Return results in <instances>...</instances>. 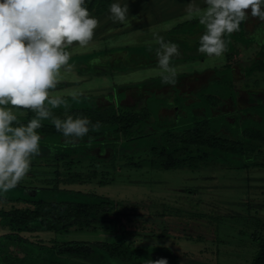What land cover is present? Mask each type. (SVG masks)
<instances>
[{"label": "rangeland", "instance_id": "rangeland-1", "mask_svg": "<svg viewBox=\"0 0 264 264\" xmlns=\"http://www.w3.org/2000/svg\"><path fill=\"white\" fill-rule=\"evenodd\" d=\"M142 20L138 17L114 23L109 19L98 26L89 44L82 47L70 46L71 67L61 69L54 93L68 99L69 111L116 110L140 113L147 107L149 98L155 96L167 100L171 106L159 112L157 124L163 128L175 127L181 118L188 116V111L185 108L179 109L173 100L180 98L184 107L195 105L200 101L199 94L207 86L223 81L225 74L221 71L231 64L235 97L223 100L221 106L212 110L213 115L232 112L238 113L242 119L251 115L256 121L262 120L261 117L247 112V109L250 107L252 93L254 99L264 101V73L256 72L251 77L245 74L259 61L258 54L262 45L255 43L253 47L242 46L232 41L235 50L230 58L223 54L220 57L199 60L206 57L197 51L203 26L195 24L196 27L193 25L186 28L193 36V43L190 41L193 47L188 45L190 43H183L180 53L183 57L191 58V61L185 58V61H179L181 66L175 65L178 82L173 87L161 83L155 46H146L148 41L155 39L157 32L154 28H151L147 36L142 34L144 30L127 31L132 26V21H138L139 24ZM259 23L257 19L250 18L246 26L249 30L246 31V38L250 37V32ZM185 31L183 30V37L186 35ZM194 31L197 33L193 34ZM219 72L222 74H218ZM122 93H128V96L120 99ZM30 112H18L21 121L26 122ZM60 112H64V109L55 110L57 115ZM193 113L196 122L203 120V109H193ZM228 118L232 122L235 117ZM154 122L153 118L147 120L148 125L143 128L139 122L130 132L131 138L128 142L115 128L91 132L88 137L71 144L62 139L59 146L44 144V136L41 134V152L33 157L30 171L14 189L3 196L8 195L15 199L34 198L39 194L36 188L44 187L59 191L55 195L47 196L54 201H79L76 193L109 197L118 206L119 219L128 216V222L138 228L134 229L138 235H155L160 229L161 234L166 231L164 235L169 240L163 245L172 247L173 252L182 251L177 256L179 259H174L169 257L173 253L170 248L162 249L161 258H166L169 264H250L259 249L256 238L264 237V229L261 227L264 222V132L254 129L252 132L255 140H242L245 150L243 155H222L216 151L193 149L191 154H211L210 159L214 164L209 163L210 170L168 172L131 169L127 166L128 163L151 157L152 150L171 151L173 148L171 139L168 140L170 145H167L165 135L162 136L149 126ZM217 137L229 141L234 139L226 130L221 131ZM70 180H76L77 183L70 184ZM190 191L208 194L211 200L198 194L192 199ZM204 191H211V194ZM182 192L187 193V199ZM39 196L46 197L44 194ZM22 204L24 205L0 200V211L23 209L27 206ZM192 206L213 218L205 219L207 215L191 216L185 210H190ZM132 207L137 209L135 215L143 217L131 216L133 210H128ZM158 208L161 213L165 209L171 217L170 220L161 219L160 227V219L155 218L157 215H147L155 212L158 214ZM175 216L180 217L179 223ZM7 233L9 231L0 228V237ZM44 234L33 232L24 233L22 236L34 243L48 246L68 241H93L98 238L96 234L90 235L91 233L78 230ZM187 235L193 236V239H187ZM181 236L186 239L181 238L179 242H174ZM200 239L201 242L206 239L213 245L208 246L205 253L201 251L203 246L197 243ZM221 241L224 248L233 250L220 251L216 245ZM195 247L198 251L193 252ZM104 257L106 256L95 253L92 259L68 255L58 256V259L63 264H143L144 259L151 258L149 253L139 260L129 262H116ZM151 259L158 258L152 256ZM102 260L105 261L101 263Z\"/></svg>", "mask_w": 264, "mask_h": 264}, {"label": "clouds", "instance_id": "clouds-1", "mask_svg": "<svg viewBox=\"0 0 264 264\" xmlns=\"http://www.w3.org/2000/svg\"><path fill=\"white\" fill-rule=\"evenodd\" d=\"M184 10L203 26L197 51L209 58L222 56L230 35L250 18L261 22L252 39L264 45V0H186ZM108 14L112 22H124L129 0H112ZM99 23L87 0H0V196L30 171L33 157L41 152L39 130L45 121L69 144L100 130L99 121L71 113L68 99L54 94L61 69L71 67L70 46L89 44ZM155 39L160 81L174 87L178 74L172 61L181 54L179 45L163 36ZM58 108L63 115L55 113ZM23 110L33 113L26 122L18 115ZM143 264L169 262L149 258Z\"/></svg>", "mask_w": 264, "mask_h": 264}, {"label": "trees", "instance_id": "trees-1", "mask_svg": "<svg viewBox=\"0 0 264 264\" xmlns=\"http://www.w3.org/2000/svg\"><path fill=\"white\" fill-rule=\"evenodd\" d=\"M111 2L112 0H87V7L92 15L100 17L108 12ZM195 24H199L198 20H191L180 24L175 30L176 32H180L179 30H184L183 28L185 27L190 28ZM245 26L244 23L240 32L230 35L229 49L224 53L227 58H230V55L235 50L232 41L241 45H249L253 42L252 38H246ZM260 48L259 54L257 53L259 61L247 70L245 73L247 77H251L256 72L264 73V45ZM199 60H204V57ZM221 72L225 74L223 81L207 86L199 94L200 101L195 105L184 107L181 104L182 100L180 98L173 100L179 109L185 108L188 111V116L181 118L175 127L163 128L157 124L156 120L159 112L171 106L167 100L159 99L155 96L149 98L147 107L140 113L118 112L116 110H71L70 112L86 115L93 123L99 121L101 124L100 130L115 128L117 133L122 135L126 142L130 140V132L139 122H141V128H143L148 125L146 123L147 120L151 118L155 119V122L149 126L156 129L157 133L162 136L165 135L164 138L167 145H170L168 140L171 139L173 148L171 151L167 149H154L152 150L151 157L128 163L127 166L131 169L168 172L186 170L201 172L210 170L209 163L214 164L210 159L211 154H191L193 149L216 151L222 155H243L245 150L241 144L242 140H255L256 137L252 132L254 129L264 132V101L254 99L252 95L254 93L251 94L250 107L247 109V112L261 117V121H256L251 115L242 119L238 113L232 112L219 116L213 115L212 110L221 106L223 100L235 97V91L232 89V82L234 81L231 64H228ZM221 72L218 74L221 75ZM128 93H122L119 98H125V96H128ZM193 109H203L204 118L202 121L196 122ZM62 114L63 112H60L59 115ZM32 115L33 113L30 112L28 118L30 119ZM230 116L235 117L232 122L229 121L228 117ZM223 130L229 131L233 135V141L217 137ZM39 131L44 136V144L48 146H59L62 139H65L62 133L58 132L52 124H48L47 122L44 123ZM170 154H174V156L172 157ZM68 183L75 184L77 182L76 180H70ZM36 190L39 194H44L46 197L40 198L39 194L34 198L23 197L17 199L10 198L8 195L0 196V200L5 203L21 205L25 203L27 205L23 209L15 208L8 211H0V228L9 231V233L0 237V264H63L59 262L58 256L68 255L92 259L95 253H102V255L116 262L136 261L142 257L143 253L141 250H132L124 243L68 241L48 246L25 239L22 234L33 232L69 233L72 230L114 231L120 228L118 226L122 222L117 213L118 206L109 197L76 193L80 198L79 201L62 202L54 201L51 197H47L55 195L59 191L44 187L42 189L36 188ZM132 209L134 212L136 211V208L133 207L130 211ZM193 215L195 217H202L207 214L199 211ZM208 217L210 215H207L205 219ZM261 227L264 229V222L261 224ZM256 241H258L259 249L250 264H264V237H258ZM178 255L171 253L169 257L179 259Z\"/></svg>", "mask_w": 264, "mask_h": 264}, {"label": "crops", "instance_id": "crops-1", "mask_svg": "<svg viewBox=\"0 0 264 264\" xmlns=\"http://www.w3.org/2000/svg\"><path fill=\"white\" fill-rule=\"evenodd\" d=\"M186 6V0H129V16L127 19L131 20L134 18L140 17L143 20L141 22L138 21H132V26L129 27V29H127V31H135V30H144V32L142 33L144 36H147L149 34V31L151 30V28L153 27L154 30L157 32L156 36H163V38L165 39V41H173L176 42L179 45V49L180 47L183 45V43H190L188 44L189 46L193 47L191 44V42L193 43V40H191L192 34L189 30L185 28H183L185 31L184 33V37H183V30H179L180 32H176L175 28L177 26H179L180 24H183L185 22H189L191 20H195L198 19L196 16H192L189 17L188 15H186L185 10H183V8ZM142 7V9H141ZM100 21L98 26H101L103 24H105L106 21L109 20V14L108 12L100 17H97ZM126 19V20H127ZM250 19L248 21L245 22V25L247 26L249 23ZM134 23L136 25H134ZM138 25V26H137ZM198 25V24H196ZM195 25V27H196ZM260 25V23L258 25H256L254 27V29L250 32V37L252 38V33H254L256 31V29L258 28V26ZM245 26L246 31L249 32V30L247 29V27ZM123 32H125V30H123ZM197 33V31H194L193 34ZM235 34V33H233ZM191 41V42H190ZM256 43V41L253 39V42H251L249 45L251 47H253V45ZM147 44V45H146ZM145 45L146 46H150V47H154L156 48L157 42L156 39L152 40V41H148ZM241 45V44H240ZM242 46H246L243 45ZM251 47L247 46V48L252 49ZM126 54V53H125ZM185 58L188 57H183L182 54H180L178 57H175L173 59L172 62H174L173 65L176 66H181L179 61L182 60H186ZM207 56L204 58L206 59ZM193 60V59H192ZM188 61H191V58H188ZM190 197L193 199L194 195H200V197H205L208 198V194L204 195V194H200L197 193L196 191H190ZM204 192H210L211 191H204ZM158 194H160L159 198L161 199V192H159ZM182 194L185 196L184 198H186L187 193H183ZM152 198V196H151ZM187 199V198H186ZM201 202H203L201 199H199ZM211 200V199H210ZM131 208H129L128 212L130 211ZM168 212H171V210L169 208H167ZM133 210V209H132ZM137 210V209H136ZM165 209H163V212L161 213L160 208L157 209L158 214L155 213H148L147 215H149V217H155V215H157L155 218L160 219L159 222V227L161 225V219L163 220H170L171 217L169 215V213L167 212ZM185 211H187L191 216H193V214H195L196 212H199L200 210L195 209L194 206H192V208L186 209ZM202 212V211H200ZM177 213V212H176ZM152 214V215H151ZM146 215V217H148ZM131 216H138V217H143L142 215L139 214H134V211H132V215ZM175 220L179 223L180 217L179 216H175L174 217ZM122 222L121 224H119L118 229L116 230H98V231H86L88 233H91L90 235H94L96 234V240L93 241H85V242H96V241H101V242H105V243H111V244H126L127 246H129L132 250L135 249H139L142 251L143 253V257L147 256V254L149 253V257L153 258L157 257L158 259L161 258V251L164 248H170V251L173 252V250L171 249L172 247H167L164 246L163 243L165 241H168L169 239H167L168 237H166L164 234L166 233L163 232L161 234V229L159 232L155 233V235L151 234V235H138V233L136 232V230L134 229H138L137 227H133V225H131V222H128V216H126L125 218H122ZM133 227V228H131ZM73 231V230H72ZM71 231V232H72ZM44 234V233H43ZM45 235V234H44ZM186 235V234H185ZM175 238V237H174ZM179 238L178 240L174 241V242H179V240L183 239H189L192 240L193 236L191 235H187V237H177ZM175 238V239H177ZM202 239L199 240V242L202 246L203 249L201 250L202 252H207L206 249L208 246H213L210 245V242H208L206 239L201 242ZM136 245V246H135ZM139 246V247H137ZM217 248L220 251H224V250H233V249H227L224 248L223 243L221 241V243H219L218 245H216ZM165 250V249H164ZM194 251H198L197 247H195L193 249ZM191 252V253H193ZM174 254L178 255L179 253H182V251L180 252H173ZM189 253V252H187ZM100 256L102 255V253L99 254ZM104 258H108V257H104ZM105 260H102L101 263H103Z\"/></svg>", "mask_w": 264, "mask_h": 264}, {"label": "bare ground", "instance_id": "bare-ground-1", "mask_svg": "<svg viewBox=\"0 0 264 264\" xmlns=\"http://www.w3.org/2000/svg\"><path fill=\"white\" fill-rule=\"evenodd\" d=\"M230 56H232V55H230ZM218 69V68H217ZM213 78V77H212ZM88 150V149H87Z\"/></svg>", "mask_w": 264, "mask_h": 264}]
</instances>
